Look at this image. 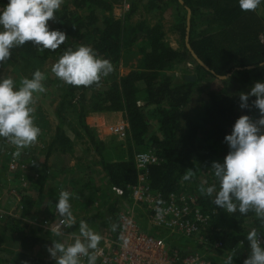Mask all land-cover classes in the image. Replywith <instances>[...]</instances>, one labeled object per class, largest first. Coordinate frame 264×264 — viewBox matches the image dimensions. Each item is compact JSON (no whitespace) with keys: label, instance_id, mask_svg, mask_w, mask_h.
Masks as SVG:
<instances>
[{"label":"trees","instance_id":"obj_1","mask_svg":"<svg viewBox=\"0 0 264 264\" xmlns=\"http://www.w3.org/2000/svg\"><path fill=\"white\" fill-rule=\"evenodd\" d=\"M162 1H149V8H161ZM170 1L178 17L174 25L181 39L178 48H173L165 40L161 24H149L142 17L132 22L140 0H130L129 8L121 18L110 14L112 5L109 0H69L63 2L54 13L57 30L66 36L56 50H40L31 41H27L21 46L13 45L10 56L16 61L30 64L33 73L40 70L49 58L58 60L69 48L75 50L81 45L91 47L99 57L108 59L111 64L120 61L123 53L134 51V56H137L135 67L99 92L91 105L93 111L122 112L127 130V156L124 158L122 151L121 156L115 160L105 158L103 143L85 122L83 106L79 109V123L99 156L96 165L100 166L108 185L123 188L136 182L134 154L147 145L145 135L149 120L146 108L153 106L160 136L151 142L158 161L148 167L150 187L160 192L163 198L178 193L185 189L180 186L187 171L192 172L190 179L203 173L206 177L204 186H215L212 197L201 194L199 189L192 192L184 190L197 196L196 205L209 216V223L201 232L204 241L179 248L178 264L185 255L194 252L205 254L214 244L223 253L231 250L250 251L246 239L248 231L256 228L257 232L264 234V226L253 211L229 214L211 202L219 188L218 180L213 176L212 164L223 163L230 151L225 136L231 134L236 119L241 115L249 116L253 123L261 117L254 103L256 96L249 93L255 83L264 80V16H259L257 9L241 11L237 0H183V4L178 0ZM6 3L7 0H0V7ZM186 7L191 11L188 42L213 72L201 67L185 46ZM200 24L203 26L199 29ZM177 62L191 63L195 70L194 78L184 77L181 81H173L166 72ZM228 73L230 75L227 80L217 77ZM202 75L210 79L217 78L223 91L208 90L202 106L190 116L185 107L201 82ZM140 85L143 86L141 89L138 88ZM80 88L64 83V93L56 109L59 125L48 151L64 141V135L60 132L64 121L62 109L67 100L76 97ZM241 94L248 96L247 106L243 108L240 106ZM6 139L3 138L2 142ZM46 171L47 167L43 164L37 175L40 184L46 178ZM117 204L118 198H115L96 214L75 221L67 232L78 229L81 219L86 223L98 219L100 226L116 239ZM18 223L19 220L15 218H7L2 223V232H20ZM113 224L116 225L115 232L110 229ZM28 240L34 243L36 238L30 236ZM13 264L48 262L20 251L14 254Z\"/></svg>","mask_w":264,"mask_h":264},{"label":"rangeland","instance_id":"obj_2","mask_svg":"<svg viewBox=\"0 0 264 264\" xmlns=\"http://www.w3.org/2000/svg\"><path fill=\"white\" fill-rule=\"evenodd\" d=\"M65 1L69 0H63V2ZM109 1L112 5L110 14L116 18H121L129 8L130 0ZM149 1L151 0H140L132 22L142 17L149 24H161L165 40L173 48H178L181 39L174 30L178 17L173 10L172 1L164 0L161 8L156 9L149 8ZM257 13L259 16H264V4L258 6ZM47 24L49 30H57L55 14L53 19L47 21ZM202 26L200 24L199 29ZM133 52L123 53L120 61L112 63L113 71L111 73L101 76V79L92 85L81 86L76 97L64 103L62 109L64 121L61 124L60 132L65 139L62 144L53 146L50 151H48V147L59 125L56 109L64 93V82L51 73V66L57 61L56 59L49 58L41 67L40 71L45 75V79L42 81L45 91L34 93L31 105L34 109L33 122L40 128V135L35 143L21 149L20 155L17 156L21 162L28 163L26 170L13 171L9 169L8 162L17 149L7 139L2 142L3 138H0V264H13L14 254L20 251L41 257L48 264H56L55 258L51 257L47 249L56 242L69 245V233L66 236H55L50 229H43L41 224L42 220L53 217L54 207L61 190H66L71 194V211L75 221L96 214L116 198L100 166L96 165L99 156L93 150L79 123V109L80 106L85 108V122L95 137L103 143L105 158L115 160L121 156L122 151L125 158L127 156V136L121 138L111 130L112 126L124 122L122 112L116 111V114H111L112 111H93L91 105L97 99L99 92L135 67L137 56H134ZM30 67V64L16 61L10 56L0 63V78L11 77L15 86L19 87L24 78H31ZM166 74L173 81H181L186 76L189 78L195 76V70L191 63L177 62L167 70ZM142 87L140 85L138 88ZM210 89L223 91L217 78L210 79L208 76L202 75L201 82L185 107L190 116H193L196 110L202 106L203 101L206 100V93ZM146 112L149 120V128L145 135L147 145L140 151L152 149L153 138L160 136L153 106L147 107ZM261 131L264 132V128H261ZM43 164L47 167L46 178L40 184L37 175L41 172ZM205 178L203 173L196 174L194 178L181 182L180 188L184 187V190L188 189L189 192H192L191 190L199 189L201 184L205 183ZM15 194L20 195L21 199L17 198ZM120 206L121 204H117L118 210ZM7 218L19 220L17 226L21 231L11 233L12 231L5 230L2 232V225H4L2 223ZM139 221L141 228L146 229V219ZM87 224L100 236H109L108 231L100 226V220L97 219ZM245 224L248 226V222ZM74 232L80 236L79 227ZM30 236L36 238L34 243L28 240ZM59 255L61 254L57 253V257ZM205 255L216 264H225L228 255H232V264H243L244 259L250 255V251L231 250L223 253L217 249H210L205 252Z\"/></svg>","mask_w":264,"mask_h":264},{"label":"clouds","instance_id":"obj_3","mask_svg":"<svg viewBox=\"0 0 264 264\" xmlns=\"http://www.w3.org/2000/svg\"><path fill=\"white\" fill-rule=\"evenodd\" d=\"M63 0H7L0 7V63L10 57L13 45L21 46L31 41L40 50H56L66 39L63 32L49 30L47 21L54 18V13L60 9ZM241 11H255L264 0H237ZM113 71L108 59H103L88 46L81 45L75 50L69 48L51 66V73L65 84L73 86H89L107 76ZM44 73L39 69L32 73L31 78H24L19 87L11 77L0 78V138H7L17 149L13 155L19 156L20 150L29 147L37 141L40 128L33 122L31 107L33 94L44 92L42 81ZM222 79L227 80L224 76ZM249 95L256 96L255 106L261 117L253 123L249 116L241 115L236 119L231 134L225 136L230 151L224 157L223 163L213 162V176L218 180L219 188L212 203L232 214L237 211L246 214L250 210L264 226V82H257L251 88ZM241 107L247 106L248 96L240 95ZM192 172L187 171L182 179L190 180ZM215 186L205 187L201 184V194L212 197ZM71 194L61 190L55 204V210L63 219L60 224L70 228L75 222L71 211ZM159 211V210H158ZM111 231H116V225H110ZM53 233L59 236V226ZM80 236L74 243L65 245L56 242L47 250L56 264H81L80 257H87V264H96V250L101 236L89 228L81 219L79 223ZM122 247H127L129 241L123 235L119 236ZM250 246V255L243 264H264V246L258 240L256 228L248 231L246 236ZM57 253H60L57 257ZM225 264H232V255H228Z\"/></svg>","mask_w":264,"mask_h":264},{"label":"built area","instance_id":"obj_4","mask_svg":"<svg viewBox=\"0 0 264 264\" xmlns=\"http://www.w3.org/2000/svg\"><path fill=\"white\" fill-rule=\"evenodd\" d=\"M111 130L121 138L127 136L124 122L112 126ZM134 161L137 170L136 182L123 188H110L118 198V204H121L118 210L117 238L101 236L97 249L88 251H95L96 264H176L179 248L204 241L201 232L208 225L209 216L196 205L195 194L180 190L163 198L160 192L150 187L147 179L148 167L158 161L152 149L136 152ZM8 167L13 171H23L28 168V163L21 162L13 155ZM15 195L21 199L20 195ZM62 219L54 207L53 217L42 220L41 226L51 232L59 226L60 235L66 236L68 227L60 224ZM140 219H146V229L141 228ZM257 234L258 240L264 246V234ZM120 235L128 239L127 247L121 246ZM77 238L82 243H87L84 237L69 232V244L74 243ZM210 249H217V244ZM80 260L81 264H87V257L81 256ZM178 264L216 263L211 262L205 254L194 252L182 257Z\"/></svg>","mask_w":264,"mask_h":264},{"label":"water","instance_id":"obj_5","mask_svg":"<svg viewBox=\"0 0 264 264\" xmlns=\"http://www.w3.org/2000/svg\"><path fill=\"white\" fill-rule=\"evenodd\" d=\"M178 2L180 3V4H183V0H178ZM186 11H187V14H186V29H185V40H184V43H185V46H186V48L188 49V51L190 52V54H191V56L193 57V59L201 66V67H203L204 69H206V70H209V71H211L208 67H207V65H205L204 64V62L196 55V53L192 50V48H191V46H190V44H189V42H188V34H189V28H190V13H191V11H190V9L188 8V7H186ZM246 68H252V66H247ZM211 72H213V71H211ZM230 75V73H228V74H226V75H224V76H229ZM224 76H219V75H217V77L219 78V79H222V77H224ZM186 79H188L189 77H185ZM191 79H193L194 78V76H191L190 77Z\"/></svg>","mask_w":264,"mask_h":264},{"label":"crops","instance_id":"obj_6","mask_svg":"<svg viewBox=\"0 0 264 264\" xmlns=\"http://www.w3.org/2000/svg\"><path fill=\"white\" fill-rule=\"evenodd\" d=\"M111 114H116L115 112L111 113Z\"/></svg>","mask_w":264,"mask_h":264}]
</instances>
